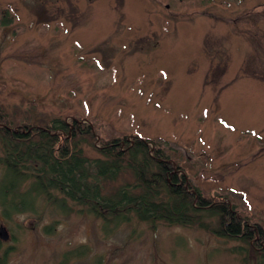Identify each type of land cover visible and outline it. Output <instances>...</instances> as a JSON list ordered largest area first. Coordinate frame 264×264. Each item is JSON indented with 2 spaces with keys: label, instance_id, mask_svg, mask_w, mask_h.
Wrapping results in <instances>:
<instances>
[{
  "label": "rangeland",
  "instance_id": "rangeland-1",
  "mask_svg": "<svg viewBox=\"0 0 264 264\" xmlns=\"http://www.w3.org/2000/svg\"><path fill=\"white\" fill-rule=\"evenodd\" d=\"M0 106L156 140L264 227V0H0ZM81 207L0 205L4 264H264L216 217L105 228Z\"/></svg>",
  "mask_w": 264,
  "mask_h": 264
},
{
  "label": "trees",
  "instance_id": "trees-1",
  "mask_svg": "<svg viewBox=\"0 0 264 264\" xmlns=\"http://www.w3.org/2000/svg\"><path fill=\"white\" fill-rule=\"evenodd\" d=\"M100 130V124L78 115L70 120L60 115H11L0 106L4 213L32 210L35 199L43 195L61 209L69 201L82 206L80 210L100 218L105 228L134 219L152 228H205L204 217H216L211 227L216 235L241 240L264 253L262 224L240 214L229 196L203 192L167 148L138 133L104 135ZM83 144L97 155H87ZM1 246L0 239V253ZM5 262L6 251L0 254V264Z\"/></svg>",
  "mask_w": 264,
  "mask_h": 264
},
{
  "label": "water",
  "instance_id": "water-1",
  "mask_svg": "<svg viewBox=\"0 0 264 264\" xmlns=\"http://www.w3.org/2000/svg\"><path fill=\"white\" fill-rule=\"evenodd\" d=\"M9 232L6 228L5 225L1 224L0 225V237L3 238V239H8L9 238Z\"/></svg>",
  "mask_w": 264,
  "mask_h": 264
}]
</instances>
